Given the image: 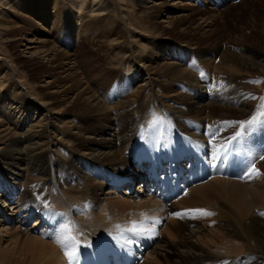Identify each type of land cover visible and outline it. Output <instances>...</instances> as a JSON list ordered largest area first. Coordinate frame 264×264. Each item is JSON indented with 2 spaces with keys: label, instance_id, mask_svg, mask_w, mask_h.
Segmentation results:
<instances>
[{
  "label": "bare ground",
  "instance_id": "bare-ground-1",
  "mask_svg": "<svg viewBox=\"0 0 264 264\" xmlns=\"http://www.w3.org/2000/svg\"><path fill=\"white\" fill-rule=\"evenodd\" d=\"M112 1L68 0L71 25L79 27L86 9L104 19L118 11L119 19L130 28L127 13ZM138 1L146 14L157 10V15L166 17L162 21L171 22L168 5L173 0ZM105 21L114 23L110 18ZM207 26L197 24L195 29L206 30ZM110 29L114 41H124L116 26ZM256 38L264 43V28ZM38 39L23 35L29 61L42 70V80L24 85L26 79L20 80L24 75L15 73L11 81V68L0 64V264H69L65 251L56 243L58 228L53 214H63L61 218L75 223L79 234L75 230L72 234L78 235L81 245L76 257L79 264L100 260L102 254L111 257V250L130 264L132 257L123 253L125 248L129 253L134 251L137 264L264 262V160L256 163L264 154V97L249 110L247 104L242 105L245 96L240 82L223 77V73L243 76L251 66L264 70L263 52H247L241 47L220 50L223 44L215 43L198 51V57L156 49L147 55L148 65L137 62L142 52L136 49L144 46L140 43L133 49L117 50L133 66L129 74L107 68L109 61L106 66L101 62L104 67H90L91 62L84 60L85 65H81L85 53L72 57L60 44L48 47ZM144 41L154 46L149 35H144ZM202 61L209 67H201L198 62ZM132 101L146 110L140 121L127 122L116 109ZM248 112L250 119H243L242 113ZM153 114L164 119L153 124ZM253 117L255 127H247L250 133L243 131L247 150H240L238 138L227 145L231 150L228 159L235 163L213 160L219 150L223 151L219 156L224 155L227 138L241 129L239 122ZM212 132L216 133L214 138ZM196 158L206 161L214 175L191 185L171 202H162L150 193L147 185L156 173L165 172L172 164L170 172L175 165ZM250 162L263 169V174L239 177ZM137 180L138 189L130 190ZM107 185L113 190H104ZM199 200L212 205L208 212L213 215L189 212L183 224L171 219L172 213H184ZM45 203L51 208H45ZM115 209L123 213L120 221L109 218ZM78 210H82L80 217L73 214ZM153 218L159 223L167 218L163 228L171 237L180 234L181 244L151 233L128 244L131 234L116 228H127L132 221L143 219V226L153 232L157 228L149 225ZM204 243L213 249L230 250V255L205 250ZM146 245L151 248L149 259L141 257Z\"/></svg>",
  "mask_w": 264,
  "mask_h": 264
},
{
  "label": "rangeland",
  "instance_id": "rangeland-1",
  "mask_svg": "<svg viewBox=\"0 0 264 264\" xmlns=\"http://www.w3.org/2000/svg\"><path fill=\"white\" fill-rule=\"evenodd\" d=\"M5 1L0 0V64L3 67L8 65L11 68L9 71V79L11 81H14L15 73L19 75L20 73L23 74L24 77L20 80L26 79L23 80L24 85H26V81L38 82L45 77L42 70L38 69L37 66L32 65L29 61V48L25 51V46L27 45L25 44V40H23V35L27 34L34 35V37L39 38V43L42 41L41 43L48 47H50L53 43L56 45L57 43L58 45L60 44L64 50H68V52L72 54V57L76 56L79 52L87 54H82L84 58L86 57V59L82 58V60H80L81 65H85L84 61H86V63L91 62L89 65L90 67H92V64L93 66H96L97 64L99 67H104V65L106 66L108 64L105 63L109 61L107 68L112 67L113 69H119L123 71V73L129 74L133 70L131 68L133 66L127 62V57L124 56V54L120 55L117 50L119 48L122 50H129V48L133 49L140 43H143L144 46L136 49L138 53L142 52V54H139V57L136 58L139 63L141 60L146 61L149 59L147 55H150L149 53L156 49L179 50L198 57V51L206 49L213 43L223 44L220 50H234L241 47L247 52L261 51L264 53V43L261 41V38H256V35L259 36L262 28H264V0H211L212 4L210 3V0H173L172 2L174 3L168 5V15L170 14V16H173L170 20L171 22L162 21L166 17L160 16V14L157 15V10L152 13L155 16L152 14H150L152 16L146 14V12L143 11L145 10V7L138 0H113L114 2L110 0V3L111 1L113 3L116 1V4L122 8L120 10L127 13L126 15L128 16V20L130 22L129 26L132 29L124 25L121 18L119 19L120 14L118 11H114V13L111 12L107 18H110L114 23H108V21H105L107 18L104 19L103 15V17L97 14L91 15L87 13L86 9H84L85 12L83 10L82 13H84L85 17L79 27L74 29L71 25L68 0ZM159 7H157V9ZM180 13L181 15H179ZM182 13L184 15H182ZM39 15L42 18L39 17ZM64 19H66V22ZM112 24L118 28L117 30L119 34L123 36L124 41L122 40L121 42H117L116 40H113V31L110 29V27L113 26ZM197 24H207L208 26L206 27V30L199 31L195 29V25ZM12 34H14L15 38L11 36ZM144 35L145 37H147V35L151 37L154 46H150L145 43L146 41H144ZM134 40H136L137 43ZM114 42L115 44H112ZM31 46H34V44H31ZM114 57L116 58L114 59ZM187 60L184 62L186 65L188 64ZM146 64L151 65V62L146 61ZM198 64L201 67H209V65H207L204 61L198 62ZM246 71L247 73L243 76L237 77L238 75H227L223 73V77L226 78V80H234L233 83L240 82L241 90L245 96V104L242 103V105L245 106L247 104L245 108H249V110H251V108H256L264 97V70L260 67L251 66ZM32 96L37 98L35 94H32ZM119 108L118 110L116 109V111H118L119 115L121 113L120 116L122 119L124 118V120H127V122L140 121L143 119L145 113L144 111L146 110L145 107L142 109L143 105L135 101L130 102L129 106L128 104H125ZM141 113H143V115ZM131 117L133 119H131ZM242 118L245 120L250 119L249 112L246 114L242 113ZM144 119L146 120V116ZM245 127L254 128L255 125ZM66 129H68V126ZM245 130L247 129H240V132ZM243 137L246 138L244 133H242V136L239 138ZM257 138H259V136H257ZM245 147L248 148L247 142H245ZM217 155L219 154L217 153ZM258 162H260L259 157L256 163L258 164ZM258 170L260 174H263V169L258 167ZM137 182L138 180L134 182L130 190L133 191L135 186V188L138 189L137 186L139 182ZM111 188L112 187L110 185L104 186V190L106 191L113 190ZM113 195L114 194H112L111 197H113ZM123 197L126 196L123 195ZM52 201L55 202L54 200ZM200 201L201 200L197 201L193 207H190V209H203L204 207V210L206 211L211 210L212 205L208 204L209 202H206V205L205 201ZM49 206L51 205L48 204L45 208H51ZM127 210L125 211L127 212ZM79 211L82 210H78V212L73 211V214H77V216L80 217L79 215H81V212ZM122 214L123 213L120 210L116 211L115 209V211H113V216L111 215L112 217L109 218H112V220L114 218L115 220L117 219L120 221L122 219L121 216H123ZM173 216H170L171 219L177 223L179 222L178 224L184 223V215ZM201 218L202 217H199L200 220ZM166 220L167 218L156 224L157 228L155 231L151 232V235L160 237L164 236V238L168 240L171 238V240L173 239L175 243L181 244L183 237H181L180 234H174V236L171 237L165 231V227L163 228ZM66 222L67 221L61 218L59 214L55 215L54 224L57 228ZM32 224L33 221L28 224V227ZM149 225L152 226V223ZM182 232L183 231H181V234ZM224 240L228 239L223 238V241ZM147 246L149 245L145 246L144 251H142L143 256L141 255L144 259L151 258L149 255L151 248ZM202 246L204 249L207 248L205 250L210 252L212 250V253L217 255H223L226 252L227 254L225 255H230V253H228L230 250L225 251L222 248L215 249V247L213 249V246H210L207 243L202 244ZM216 250H218L220 254ZM232 253L233 251H231V254ZM147 255L150 257H147ZM160 264H163V262ZM259 264H264V262L260 261Z\"/></svg>",
  "mask_w": 264,
  "mask_h": 264
},
{
  "label": "snow or ice",
  "instance_id": "snow-or-ice-1",
  "mask_svg": "<svg viewBox=\"0 0 264 264\" xmlns=\"http://www.w3.org/2000/svg\"><path fill=\"white\" fill-rule=\"evenodd\" d=\"M193 66L195 67V62H193ZM153 116L155 117L153 120V124L156 123V120L164 119L163 117H156L155 114H153ZM255 121H256V117H253L251 120H248L246 122H239L240 128L244 129L245 123H247V125H253ZM210 135L214 138L216 136V133L212 132V133H210ZM241 136H242V132L237 131L235 133V135L231 136L230 138H227V143L224 146L225 147L224 155L222 157L219 155L214 156L213 160H220V162L222 164L225 162L235 163V161H230L228 159V156L231 154V150L228 149L227 145L230 144L232 141H236L237 138H239ZM259 159L264 160V154H261L259 156ZM213 167H219V166L216 164H213ZM253 173H255L257 175L260 174L259 170L255 166V163L250 162V166L246 169L245 175L251 177V175ZM37 198L39 199L40 197L38 196ZM47 206H48L47 203H45V207H47ZM189 212H196V213H200L202 215H213V213H210L204 209H189V210H186L184 213H172V215L182 216V215H187ZM53 215H56V214H53ZM60 215H63V214H60ZM142 216H143V214H142ZM144 223H145V220L142 219L139 222L132 221L131 225L127 228H121L120 225H116V228L120 229L122 232L130 233L131 238L127 239V243L128 244H134V243H136V241L140 237L148 235L153 230L152 228H145L143 226ZM158 223H159L158 219H155V218L152 219L153 228ZM74 230L77 231V233L79 234L75 223L69 220L68 222L63 223L62 225L58 226V229L56 231V243L59 244L62 247V249L65 251L66 257L69 258V264H79V261L76 257L78 256V250H79L81 245H80V241L78 239V235L72 234ZM222 264H229V262L223 261Z\"/></svg>",
  "mask_w": 264,
  "mask_h": 264
}]
</instances>
